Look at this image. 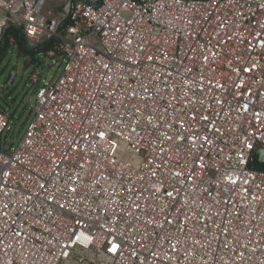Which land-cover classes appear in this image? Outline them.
<instances>
[{"label":"built area","instance_id":"built-area-1","mask_svg":"<svg viewBox=\"0 0 264 264\" xmlns=\"http://www.w3.org/2000/svg\"><path fill=\"white\" fill-rule=\"evenodd\" d=\"M8 26L61 58L16 145L0 109V264H264V0H0Z\"/></svg>","mask_w":264,"mask_h":264},{"label":"rangeland","instance_id":"rangeland-1","mask_svg":"<svg viewBox=\"0 0 264 264\" xmlns=\"http://www.w3.org/2000/svg\"><path fill=\"white\" fill-rule=\"evenodd\" d=\"M61 56H44L43 53H34L33 62H30V55L17 47L8 48L7 52L0 57V109H5L12 114V130L7 135L8 143L16 145L20 140L34 100L35 84L31 81V74L38 70L40 78L47 79L58 76L60 69H57L56 60ZM14 77L11 82V73ZM131 159L130 155H124Z\"/></svg>","mask_w":264,"mask_h":264},{"label":"trees","instance_id":"trees-1","mask_svg":"<svg viewBox=\"0 0 264 264\" xmlns=\"http://www.w3.org/2000/svg\"><path fill=\"white\" fill-rule=\"evenodd\" d=\"M10 47H17L19 50H23L25 54L30 55V62H33L34 53H43L46 56L49 51L54 50V43L53 41H43L33 47H27L25 38L12 26H8L0 39V57Z\"/></svg>","mask_w":264,"mask_h":264},{"label":"water","instance_id":"water-1","mask_svg":"<svg viewBox=\"0 0 264 264\" xmlns=\"http://www.w3.org/2000/svg\"><path fill=\"white\" fill-rule=\"evenodd\" d=\"M14 77V73H11L8 82H11ZM251 165L258 169H264V148L256 149L251 156Z\"/></svg>","mask_w":264,"mask_h":264},{"label":"snow or ice","instance_id":"snow-or-ice-1","mask_svg":"<svg viewBox=\"0 0 264 264\" xmlns=\"http://www.w3.org/2000/svg\"><path fill=\"white\" fill-rule=\"evenodd\" d=\"M112 250L115 251V245L113 246V249Z\"/></svg>","mask_w":264,"mask_h":264}]
</instances>
